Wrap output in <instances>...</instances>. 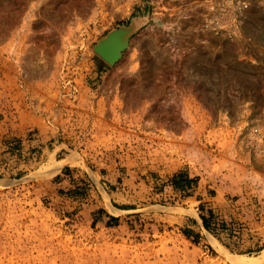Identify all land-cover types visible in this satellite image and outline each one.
Returning a JSON list of instances; mask_svg holds the SVG:
<instances>
[{
  "label": "rangeland",
  "instance_id": "rangeland-1",
  "mask_svg": "<svg viewBox=\"0 0 264 264\" xmlns=\"http://www.w3.org/2000/svg\"><path fill=\"white\" fill-rule=\"evenodd\" d=\"M204 2L0 0V264H264V11Z\"/></svg>",
  "mask_w": 264,
  "mask_h": 264
},
{
  "label": "built area",
  "instance_id": "built-area-1",
  "mask_svg": "<svg viewBox=\"0 0 264 264\" xmlns=\"http://www.w3.org/2000/svg\"><path fill=\"white\" fill-rule=\"evenodd\" d=\"M204 4L203 26L220 35H229L231 32L225 30L224 25L228 18V12L236 15L234 19L238 21L242 13L252 7L258 6L264 11V0H205Z\"/></svg>",
  "mask_w": 264,
  "mask_h": 264
},
{
  "label": "crops",
  "instance_id": "crops-1",
  "mask_svg": "<svg viewBox=\"0 0 264 264\" xmlns=\"http://www.w3.org/2000/svg\"><path fill=\"white\" fill-rule=\"evenodd\" d=\"M188 197L191 199L197 198L196 194L192 196H188ZM189 216L193 219L192 220L193 223L187 224V227L193 229L194 233H199L200 236H203L204 238H206L207 230H206V227L204 226V221L202 220V218H200L199 214L195 212V214H190Z\"/></svg>",
  "mask_w": 264,
  "mask_h": 264
},
{
  "label": "bare ground",
  "instance_id": "bare-ground-1",
  "mask_svg": "<svg viewBox=\"0 0 264 264\" xmlns=\"http://www.w3.org/2000/svg\"><path fill=\"white\" fill-rule=\"evenodd\" d=\"M115 47H116V41L115 40L113 41L112 39H110L109 43H106V45H103L100 48V53H102V54L108 53L109 55H111V51H114L113 49H115ZM232 261L236 262V260H234V258Z\"/></svg>",
  "mask_w": 264,
  "mask_h": 264
},
{
  "label": "water",
  "instance_id": "water-1",
  "mask_svg": "<svg viewBox=\"0 0 264 264\" xmlns=\"http://www.w3.org/2000/svg\"><path fill=\"white\" fill-rule=\"evenodd\" d=\"M110 39H107L103 42H101L98 46L95 47L96 52H98L103 58H105L107 61L112 62L113 59H115L116 55L114 54L113 51H111V55L107 54H102L100 53V48L103 45H106V43H109Z\"/></svg>",
  "mask_w": 264,
  "mask_h": 264
},
{
  "label": "trees",
  "instance_id": "trees-1",
  "mask_svg": "<svg viewBox=\"0 0 264 264\" xmlns=\"http://www.w3.org/2000/svg\"><path fill=\"white\" fill-rule=\"evenodd\" d=\"M202 220L204 221V226L207 227V224H205V218L202 216Z\"/></svg>",
  "mask_w": 264,
  "mask_h": 264
}]
</instances>
